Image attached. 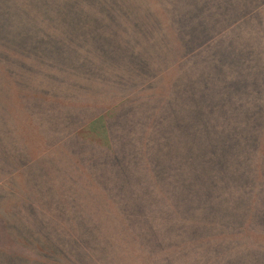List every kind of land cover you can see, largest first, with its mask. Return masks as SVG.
I'll list each match as a JSON object with an SVG mask.
<instances>
[{"label": "rangeland", "instance_id": "rangeland-1", "mask_svg": "<svg viewBox=\"0 0 264 264\" xmlns=\"http://www.w3.org/2000/svg\"><path fill=\"white\" fill-rule=\"evenodd\" d=\"M257 1L209 0L206 5L202 0H106L103 10L67 7L50 13L48 17L55 19L46 28L40 22L24 27L9 44L19 55L0 56V64L8 68L0 69V195L9 189L10 171L41 152L45 155L19 173L23 199L0 197V264L72 261L75 237L129 234L140 226L154 235L173 233L177 226L156 210V166L169 168L176 140L183 144L184 161L194 155L201 164V148L208 138L235 135L229 123L264 119V109L258 107L259 101L264 103L259 55L252 54L254 59L245 62L238 56L221 60L230 70L247 72L235 82L222 68L215 81L202 80L205 73H183L180 81L190 103L186 94L183 136H170L159 123L161 112L171 113L183 99L172 85L163 87L161 80L153 84L151 79L136 88L121 105L120 116L115 117L117 109L112 107L96 113L132 90L142 76L154 71L156 62L171 60L179 48L181 53L205 39L222 14L238 15ZM114 12L117 24L104 40L137 43L140 50L123 54L119 59L123 65L106 80L87 83L91 75L81 71L83 63L74 57V44L59 53L60 40L74 43L77 34L86 40L96 38L100 23ZM255 30L264 35V11ZM47 35H57V41ZM238 39L244 40L239 43L243 45L247 37L239 33ZM254 43L249 41L247 47L257 52ZM47 67H53L49 74ZM172 68L159 71L155 80L168 78ZM106 117L118 122L108 123ZM176 120L181 125L183 116L178 114ZM154 126L159 136H154ZM260 240L264 243V238Z\"/></svg>", "mask_w": 264, "mask_h": 264}, {"label": "trees", "instance_id": "trees-1", "mask_svg": "<svg viewBox=\"0 0 264 264\" xmlns=\"http://www.w3.org/2000/svg\"><path fill=\"white\" fill-rule=\"evenodd\" d=\"M202 1L209 5V0ZM105 2L106 0H0V56L15 59L19 55L10 49L9 44L14 38L20 37L21 31L29 23H45L46 28L55 19L48 17L50 13H56L59 9L99 6L103 10ZM263 11L264 0H258L253 5H247L246 11L238 15L225 18L226 15L222 14V18L215 23L205 39L181 53L182 47L179 48L171 60L159 65L156 62L153 72L142 76L132 90L119 96L96 114L106 113L112 107L117 109L115 117L120 116L123 111L121 105L129 95L134 94L136 88L151 79H154L153 84L161 80L163 87L172 85L182 94L183 99L176 102L171 113H168V109L162 111L159 123L169 130L170 136H183V104L186 94L189 103L186 88L180 81L183 73H205L202 80L207 77L210 81H215L222 68L230 72V78L235 82L247 72L230 70L221 60L225 56L227 59L238 56L245 62L254 59L252 54H257L264 78V66L261 65L264 62V35H257L255 30V26L261 22ZM117 16V13H111L109 20L100 23L99 26L102 27L96 33V38L93 35L91 40H86L77 34L74 43L60 40L59 53L68 51L74 44V57L83 63L81 71L91 75L87 83L106 80L104 77L123 65L119 62L123 54L130 55L140 50L137 43L104 40V36L117 24ZM15 30L19 34L15 35ZM239 33L247 37L243 45L239 44L244 41L238 39ZM47 36L48 40L57 41V35L51 38ZM249 41L255 42L257 52L248 49ZM49 61L50 58L46 60L47 63ZM212 61L221 63L213 67ZM170 65L173 68L168 71V78L155 80L158 72ZM0 69L8 68L0 64ZM51 69L53 67L46 68L47 74ZM108 80L110 83L112 78L109 77ZM118 99L120 102L115 104ZM258 107L264 109V103L259 101ZM178 114L183 116L181 125L176 120ZM106 119L108 123L118 122L116 119ZM202 121L203 119L197 122V136H200ZM229 124L235 130V135L219 134L214 141L208 138L201 148V164L196 163L194 155L190 161H184L181 153L183 144L176 140V152L169 168L156 166L155 206L159 215L177 226L172 234L158 232L154 235L140 226L141 230L129 234L75 237V256L72 261L64 260L63 264H264V243L260 240L264 238V225L261 224L264 222V119L254 117L250 120H235V123ZM195 133L194 131V135ZM206 135L205 130L203 136ZM154 136H159L156 126ZM107 144L112 148L111 136ZM42 155L45 154L41 152L25 161L23 167L22 164L13 172L10 171L9 189L6 188L5 194L2 190L0 197L14 195L23 199L18 183L19 173L33 166ZM109 188L111 192L113 187ZM24 199L26 200L25 197ZM125 203L126 201L123 202L124 205ZM112 210L109 207L108 213ZM112 223V220L108 221L109 225ZM261 254L262 259L259 258Z\"/></svg>", "mask_w": 264, "mask_h": 264}]
</instances>
